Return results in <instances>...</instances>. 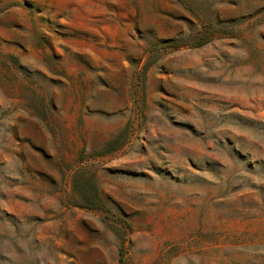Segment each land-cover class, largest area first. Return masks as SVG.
I'll use <instances>...</instances> for the list:
<instances>
[{"label": "rangeland", "instance_id": "374dc122", "mask_svg": "<svg viewBox=\"0 0 264 264\" xmlns=\"http://www.w3.org/2000/svg\"><path fill=\"white\" fill-rule=\"evenodd\" d=\"M0 264H264V0H0Z\"/></svg>", "mask_w": 264, "mask_h": 264}]
</instances>
